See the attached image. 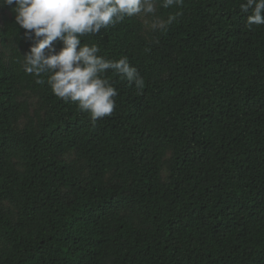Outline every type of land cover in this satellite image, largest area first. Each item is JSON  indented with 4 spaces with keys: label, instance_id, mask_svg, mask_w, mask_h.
<instances>
[{
    "label": "trees",
    "instance_id": "1",
    "mask_svg": "<svg viewBox=\"0 0 264 264\" xmlns=\"http://www.w3.org/2000/svg\"><path fill=\"white\" fill-rule=\"evenodd\" d=\"M155 2L159 27L81 37L144 80L109 70L95 123L24 72L0 8V264H264V25L245 0Z\"/></svg>",
    "mask_w": 264,
    "mask_h": 264
},
{
    "label": "clouds",
    "instance_id": "2",
    "mask_svg": "<svg viewBox=\"0 0 264 264\" xmlns=\"http://www.w3.org/2000/svg\"><path fill=\"white\" fill-rule=\"evenodd\" d=\"M163 8L178 5L182 0H160ZM13 6L15 24L32 42L24 56L23 70L37 77L50 74L47 83L52 93L65 102L76 104L95 123L112 115L117 90L105 74L116 75L143 89L144 80L126 57L108 60L97 55L99 48L82 44L81 37L99 34L101 29L122 22L126 17L156 10L155 0H0V8ZM240 9L251 14L246 26L264 25V0H245ZM176 19L169 16L167 23ZM62 42L59 51L54 42Z\"/></svg>",
    "mask_w": 264,
    "mask_h": 264
},
{
    "label": "rangeland",
    "instance_id": "3",
    "mask_svg": "<svg viewBox=\"0 0 264 264\" xmlns=\"http://www.w3.org/2000/svg\"><path fill=\"white\" fill-rule=\"evenodd\" d=\"M135 16L138 17L145 24L146 32L149 31L151 28L161 26V23L160 22L158 23L157 19L154 18V13H150V14L141 13ZM6 18H8V13L0 9V28L2 26L3 21Z\"/></svg>",
    "mask_w": 264,
    "mask_h": 264
}]
</instances>
